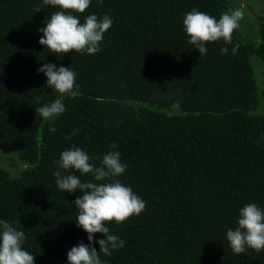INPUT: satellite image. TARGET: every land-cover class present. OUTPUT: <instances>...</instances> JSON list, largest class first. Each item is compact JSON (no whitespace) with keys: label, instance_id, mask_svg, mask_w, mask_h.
Segmentation results:
<instances>
[{"label":"trees","instance_id":"trees-1","mask_svg":"<svg viewBox=\"0 0 264 264\" xmlns=\"http://www.w3.org/2000/svg\"><path fill=\"white\" fill-rule=\"evenodd\" d=\"M230 3L91 0L75 15L111 17L100 51L57 55L39 30L60 9L0 0V220L25 233L35 264H67L72 247L90 244L76 223L82 193L59 190L53 175L94 182L58 169L74 147L97 166L118 151L127 167L116 179L146 203L140 215L105 225L124 246L101 253L104 264H264V250L236 254L227 240L242 207L264 209V11L248 31L239 24L232 44L210 42L202 56L183 25L193 9L219 20ZM48 63L77 73V97L46 87L38 69ZM56 99L65 112L45 120L36 108Z\"/></svg>","mask_w":264,"mask_h":264},{"label":"clouds","instance_id":"clouds-1","mask_svg":"<svg viewBox=\"0 0 264 264\" xmlns=\"http://www.w3.org/2000/svg\"><path fill=\"white\" fill-rule=\"evenodd\" d=\"M102 3L103 0H98ZM44 5L60 9L50 15L45 27L39 31L43 33L39 43L54 54L77 53L96 54L100 51V43L104 34L111 28L112 19L105 15L102 19L91 14L81 23L78 15L83 14L90 7L91 0H43ZM40 11L39 8L36 10ZM240 8L230 10L215 17L193 9L186 13L183 25L188 37L187 43L198 49L201 56L207 53L206 44L223 40L225 44H232L234 31L239 27L243 18ZM239 45L232 48L235 55ZM224 54L228 48L221 49ZM47 77L46 87L54 89L61 96L77 97L80 93L75 84L77 73L68 67H57L55 64H44L38 69ZM37 97V101H39ZM61 99L36 108L37 113L45 120L57 117L65 112ZM50 132L56 129L51 127ZM78 131V130H76ZM73 132V135L76 134ZM68 139L71 136L67 137ZM115 149V143L110 145ZM93 158L79 147L67 149L61 153L57 161L58 169L68 172L75 170L81 175L91 174L94 182H82L75 174L65 175L61 170L54 172L59 190L75 193L79 190L82 195L75 200L78 209L77 226L87 233L90 244L80 242L67 253V264H104L100 254L110 256L112 251L124 246V241L118 236L110 234L105 225L116 222L123 223L133 215H140L145 210L146 203L128 186L116 179L126 171V165L121 162L118 151L104 154L99 166L91 163ZM235 230L227 231V240L232 251L244 254L250 248L256 252L264 250V209L255 203L246 204L240 209ZM97 233L103 234L104 239L95 240ZM26 235L17 230L8 221L0 220V264H35V257L23 249ZM99 243L100 250L94 246Z\"/></svg>","mask_w":264,"mask_h":264},{"label":"rangeland","instance_id":"rangeland-1","mask_svg":"<svg viewBox=\"0 0 264 264\" xmlns=\"http://www.w3.org/2000/svg\"><path fill=\"white\" fill-rule=\"evenodd\" d=\"M250 1H251V5L248 4V0H231L229 9L227 10V12H229L230 10H235L237 8H240L243 11L244 15L243 18L239 21V24H241L243 28H247L246 31H248V29L253 28L254 18L258 14H260L262 10L264 11V0H250ZM260 70H261V75L258 74L257 69L256 72H257V76L262 78L263 77L262 64Z\"/></svg>","mask_w":264,"mask_h":264}]
</instances>
